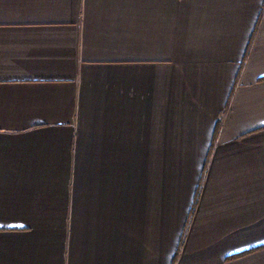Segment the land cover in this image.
Instances as JSON below:
<instances>
[{"label":"crops","instance_id":"obj_1","mask_svg":"<svg viewBox=\"0 0 264 264\" xmlns=\"http://www.w3.org/2000/svg\"><path fill=\"white\" fill-rule=\"evenodd\" d=\"M0 264H264V0H0Z\"/></svg>","mask_w":264,"mask_h":264}]
</instances>
